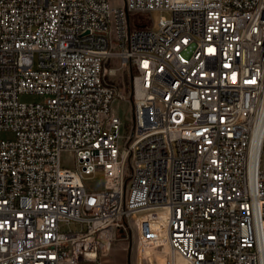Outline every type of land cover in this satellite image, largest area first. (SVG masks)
Masks as SVG:
<instances>
[{
  "label": "built area",
  "instance_id": "2783aa9c",
  "mask_svg": "<svg viewBox=\"0 0 264 264\" xmlns=\"http://www.w3.org/2000/svg\"><path fill=\"white\" fill-rule=\"evenodd\" d=\"M263 157L264 0H0V264H264Z\"/></svg>",
  "mask_w": 264,
  "mask_h": 264
},
{
  "label": "rangeland",
  "instance_id": "374dc122",
  "mask_svg": "<svg viewBox=\"0 0 264 264\" xmlns=\"http://www.w3.org/2000/svg\"><path fill=\"white\" fill-rule=\"evenodd\" d=\"M109 2L114 7L124 5V0H109ZM150 15L154 29L158 28L159 21L161 18L170 16V14L166 11H153ZM21 99L25 102H39L42 98L37 94H24L21 96ZM114 109L123 123L122 134H129V122L132 118L131 103L127 101H117L114 105ZM2 136L6 137L7 135L3 134ZM62 162L64 166L73 167L74 157L69 153H64L62 155ZM86 183L90 188L94 190H102L105 184V175L103 171H98L94 176H88L86 178ZM62 228L64 230H70V228L74 230L77 228V225H62ZM128 243L131 256V264H136L137 254L138 264H170V249L169 246L167 248L165 241L160 243L159 247H153L143 244V242L141 243L138 238L134 236L133 239L130 240ZM166 251H168V255L167 257H164L163 255L166 253ZM176 262L177 264H186L181 258L177 256Z\"/></svg>",
  "mask_w": 264,
  "mask_h": 264
},
{
  "label": "crops",
  "instance_id": "0c3cea01",
  "mask_svg": "<svg viewBox=\"0 0 264 264\" xmlns=\"http://www.w3.org/2000/svg\"><path fill=\"white\" fill-rule=\"evenodd\" d=\"M129 243L119 242L110 251L108 256L104 258V264H131V256L129 250ZM136 264H138V254L136 257Z\"/></svg>",
  "mask_w": 264,
  "mask_h": 264
},
{
  "label": "bare ground",
  "instance_id": "6f19581e",
  "mask_svg": "<svg viewBox=\"0 0 264 264\" xmlns=\"http://www.w3.org/2000/svg\"><path fill=\"white\" fill-rule=\"evenodd\" d=\"M153 110V103H144V106H143V113H150V111ZM166 245H167V248H168V243L166 240H164ZM170 249V255H171V260L174 262V264H177L176 262V257L174 256V253L172 251V249L169 247ZM168 255V251H166V253L163 255L164 257H167ZM184 261V260H183ZM185 262V261H184ZM186 264H188L187 262H185Z\"/></svg>",
  "mask_w": 264,
  "mask_h": 264
}]
</instances>
